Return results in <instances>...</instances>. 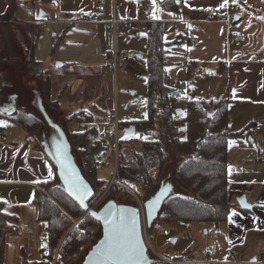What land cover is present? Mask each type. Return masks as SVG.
<instances>
[{
  "label": "crops",
  "instance_id": "1",
  "mask_svg": "<svg viewBox=\"0 0 264 264\" xmlns=\"http://www.w3.org/2000/svg\"><path fill=\"white\" fill-rule=\"evenodd\" d=\"M143 1L146 2L143 10H151L149 17L175 25L177 37L180 36L182 41L179 46L186 51L184 56L190 66V75L199 79L200 73L206 74L211 98L223 96L230 99L229 130L236 133L253 125L244 138L233 139L238 141L236 146L239 166L236 171L229 164V192L234 193V200L231 202L235 204L231 211L243 209L238 203V198L243 195L252 197L251 203L255 207L264 203V171H259L257 167L264 157V0H183L180 12H170L161 7L160 2L163 0H155V3L154 0H54L51 4L38 2V10L45 14L35 51L36 60L49 71V74L46 72L49 78L51 69L55 67L67 70L80 66L93 69L107 66L113 50L116 48L122 51L120 49L127 45H123V42L119 44V37H124L126 42H133L139 36V31H144L139 27L128 26L124 33L115 37L109 21L113 16L127 20L141 18L139 14ZM100 3L104 4L103 14L100 13ZM232 6L241 9V20L234 25V29L247 38V43H234L229 49L225 26L218 22H208L207 18L212 7L225 15ZM17 12L11 1L0 0V33L16 55L18 49L10 38L8 28L17 17ZM64 14L75 19L76 23L60 22ZM184 20L193 22L187 23ZM169 50V53L179 52L174 47ZM60 76L64 77L63 74ZM78 78L75 86L79 88L84 83V74H79ZM64 94L65 89L58 98L59 103ZM52 107L61 108L58 105ZM184 107V102L179 101L176 105L177 112L181 114ZM6 109L8 113H12L15 106L11 105ZM80 111L89 112V109L81 104L79 110L74 112ZM46 112L49 114L47 108ZM48 121V124L42 122V127L45 125L55 128L54 137L58 143L61 141L62 146L69 147V137H65L63 131L58 133L63 126L51 116ZM81 122L94 121L76 120L73 124ZM73 130L75 129H72V133L77 132ZM0 133L7 137L6 142L0 141V201L4 204V212L17 217L19 224V231L7 237L5 264H21L23 249L31 260L40 261L41 253L45 252L43 247L47 236L43 234L44 227L38 220V207L33 203L34 197L38 191L43 192L41 185L46 181H55L68 190L69 183L63 176L69 174V171L66 166L61 168V163L67 157L63 158L55 150L52 153L43 150L31 134L6 117H0ZM263 248L264 244L260 252L257 250L243 261L259 257ZM236 253L240 256L239 252Z\"/></svg>",
  "mask_w": 264,
  "mask_h": 264
},
{
  "label": "trees",
  "instance_id": "2",
  "mask_svg": "<svg viewBox=\"0 0 264 264\" xmlns=\"http://www.w3.org/2000/svg\"><path fill=\"white\" fill-rule=\"evenodd\" d=\"M9 1L13 3L16 0ZM30 1L32 4L37 2L51 4L54 0ZM145 3L143 1L141 4L140 17L145 15L143 10ZM182 3L183 0H163L160 5L170 12H180ZM43 19L44 17L38 16L36 22L28 24L31 33L29 38H32L33 42L27 64L36 68L41 66L36 60L35 51ZM165 24L163 21L148 23L145 31L147 117L121 122L123 129L132 125L136 127L137 135L141 138L142 150L131 149V157L122 153L116 181L136 195L141 191H148L156 183H161L169 158L165 147L168 143L181 158L174 181L184 194H174L165 200L162 220L167 223H213L220 226L228 220L235 206L229 198V144L233 139L244 138L253 125L240 132H231L229 130L230 99L223 96L209 99L191 98L183 112L177 114L176 105L187 86L180 81L175 85L170 84L167 55L170 52L169 48L181 45L182 41L180 36L172 41H166ZM42 74L43 71L40 72V75ZM45 84V99L50 102L49 75H46ZM2 116L12 120L29 134L35 133L42 126L41 119L25 111L15 116ZM179 116L183 120L179 119ZM75 117L77 114L72 120ZM95 135L94 129L73 132L72 146L79 148L87 144ZM102 150V145L95 144L89 152L82 154L83 175L92 186L94 193L102 188L105 190L108 184L99 182L96 176L95 163ZM41 186L45 187L47 193L38 191L33 203L38 207V220L42 228L45 226L49 228L43 247L47 259L46 261L31 260L23 249L21 264H52L54 259L57 264H83L85 257L103 236L102 223L91 214H87L82 205L55 181L42 182ZM111 190L131 198L132 201L135 199L133 193L125 188L113 186ZM3 208L4 204L0 201V264H5L8 235L19 231L18 218L5 213ZM151 264L172 263L155 256L152 257ZM192 264L196 263L192 261Z\"/></svg>",
  "mask_w": 264,
  "mask_h": 264
},
{
  "label": "rangeland",
  "instance_id": "3",
  "mask_svg": "<svg viewBox=\"0 0 264 264\" xmlns=\"http://www.w3.org/2000/svg\"><path fill=\"white\" fill-rule=\"evenodd\" d=\"M12 4L18 12L17 17L13 20L8 30L10 31V38L13 44L18 49V53L16 55L11 50L3 39V34L0 33V117H4L2 115L8 113L6 108L11 105L15 106V111L9 112L8 116H15L19 112L25 111L37 116L44 124L49 123L48 119L51 116L55 122L63 126V129H59L58 133L61 134L63 131L64 136L69 137L70 146H62L61 141L58 143L56 137H54L55 128L45 125L43 127L40 126L38 131L31 134L33 139L43 150L49 153L55 150L58 154L61 153L63 158L66 156L64 164H75L83 173L84 161L82 154L79 148L72 146V129H75L73 131L77 130L75 128L76 123L73 124V122L91 119L96 122L98 119L103 118L107 112L115 109L119 120L123 123L147 117L145 108V100L148 93L146 33L145 31H139V36L135 37L133 42H126L124 37H119V44L122 42L123 45L127 44L120 50L136 55V59L121 67L116 73L111 72L108 66H100L97 69L81 66L67 70L63 67L51 69L50 79L52 85L49 102L45 99L46 72L49 74V71H46L41 66L36 68L27 64L28 54L33 42V39L29 38L31 33L29 32L28 24L36 22L40 11L36 3L32 4L30 0H16ZM174 26L165 24L166 41H172L177 38L178 31ZM174 48L179 52L167 55L169 63L167 71L170 84L175 85L180 81L187 86L179 101L184 102L186 105L191 98H211L212 95H210L208 90L210 85L207 82L209 78H206V74L203 73H200L201 77L199 79L192 74L190 75V66L184 56L186 53L185 48L182 46H174ZM138 55H141V57H138ZM57 70L60 72L57 73ZM41 71L44 74L40 75ZM191 72L193 73V68H191ZM196 72L198 75V70ZM81 73L84 74L85 80L84 83L82 82L81 87L78 88L75 84L79 79L78 75ZM60 74H63L64 77L60 76ZM227 81L228 79L225 83ZM64 89V97L59 103L58 98ZM81 104H85V108L89 109V112H74L79 110ZM55 105L61 108L52 107ZM45 107L49 111L50 116L46 112ZM76 114L78 117L72 120V117ZM180 116L179 119L183 120ZM237 142V140H233L229 150V164L236 171L238 169L237 166H239ZM56 143H58L57 146H55ZM165 147L169 158L164 178L161 183L154 184L148 191L140 190L141 192L139 193L141 194L138 193L137 195L143 203L144 209L147 201L159 202L160 204L156 217L151 221L147 220L145 211L143 226L145 238L150 245V258L159 256L161 260H166L172 264H192V261L220 264L228 259L227 253L230 250L240 253L238 260H246V256L256 253L257 250L260 252L264 244V203L254 207L251 211L243 209L235 211L237 213L235 216L232 215L234 211H231L228 220L220 226H216L213 223H167L162 220L165 200L174 194H184L174 181L176 168L180 164L181 158L177 156L168 143H166ZM131 149L141 151V143L125 147L123 145V154L131 157ZM67 152H69L70 156ZM257 167L259 171L263 172L264 162L257 164ZM96 169L97 180L109 183L114 171V165L110 164L105 169ZM42 188L47 193L45 187ZM105 190L102 188L96 191V195L90 202H94L100 195L102 197ZM233 194L232 191L229 192L231 201L234 200ZM114 199L120 205L126 203L130 204V206H137L135 199L132 201L131 198L124 197L122 194L110 190L99 204L97 210ZM247 200L251 203L252 197H247ZM205 251H209L211 256L206 257L204 255Z\"/></svg>",
  "mask_w": 264,
  "mask_h": 264
},
{
  "label": "built area",
  "instance_id": "4",
  "mask_svg": "<svg viewBox=\"0 0 264 264\" xmlns=\"http://www.w3.org/2000/svg\"><path fill=\"white\" fill-rule=\"evenodd\" d=\"M99 5L101 7L100 13L103 14L104 4L100 3ZM150 12L151 10L149 8H145V15L135 20L120 19L119 17L113 16V18L109 22L112 24L114 36L116 37L117 34L124 33L128 26L133 28L139 27L142 28L144 31H146L148 23L161 22V20L149 17ZM240 12L241 9L238 6H232L225 15H222V13L215 7L210 8L208 11V18H207L208 22H212V23L218 22L225 26L229 49H231V46L234 43H241V44L247 43V38L242 33L234 29V25L237 22L236 21L237 16H239ZM50 21H54V19H50ZM60 22H66L72 24V23H76V20L70 19L66 14H64L62 16V19H60ZM184 22L190 23L193 21L184 20ZM134 59H136V55H132L128 51H118L115 48L111 53L110 60L107 66L111 72L116 73L121 67L126 66ZM76 128H77V132H86L90 129H94L96 134L95 137L91 139L87 144L79 147V151L81 152V154L85 152H89L90 149L93 147V145L100 144L102 145L103 150L100 153L98 159L96 160L95 167L105 169L109 167L110 164L114 165V171L111 180L107 184L104 194L102 195V197L101 195L98 196L94 202H90L91 208L97 210L99 204L103 201V198L105 197L106 194L110 192L113 186H118L119 188H125L128 191L132 192L126 186L116 181V174L119 164L121 162L123 145L125 147V146H132L139 144L141 143V138L137 135V133L133 136L126 135L125 129L121 127V121L118 118L117 110L115 109L109 111L100 122H92V123L81 122L76 125ZM0 141L2 142L7 141V137L3 133H0ZM262 161L264 162V157H262ZM42 191L45 192L44 190ZM133 195L137 203V206L135 207H137L140 210L144 222L145 221L144 205L135 193H133ZM43 234L44 235L49 234V228L47 226L44 227ZM146 244L149 252L150 245L147 242V240H146ZM204 255L206 257H209L211 256V253L209 251H205ZM227 256L228 259L226 261L221 262L220 264H241V263L264 264V248L262 254L259 257H255L254 259H250L248 261L238 260V255L234 251L228 252ZM46 259H47L46 252L41 253L39 260L46 261ZM193 263L210 264L209 262L204 263L201 261H193ZM52 264H57L56 259L52 261Z\"/></svg>",
  "mask_w": 264,
  "mask_h": 264
},
{
  "label": "water",
  "instance_id": "5",
  "mask_svg": "<svg viewBox=\"0 0 264 264\" xmlns=\"http://www.w3.org/2000/svg\"><path fill=\"white\" fill-rule=\"evenodd\" d=\"M44 11H40L39 18H42L44 16ZM241 20L240 16H237L236 21L239 22ZM263 48H264V35H263ZM179 113V112H177ZM126 135L133 136L137 133L136 127L134 125L128 127L125 129ZM69 172L74 173L76 177L79 178V181L85 185L88 189L87 195L84 196V203L82 204L80 200L75 196L71 194V190L69 187H67V192H69L84 208L87 214H91L96 220H98L103 225V236L98 241V243L92 248V250L88 253V255L85 257V260L83 264H98L99 257L97 255L98 250L101 248V246L104 244V242L107 239L108 234V225L106 223V216L109 210H111L113 213H116L117 215L120 214L121 209L127 210L123 214L127 218L129 222L135 221V234L138 238L141 246L144 249V255L141 260V264H151V258L148 252V247L145 240V234H144V226H143V219L141 216V212L137 207L130 206V205H120L119 203L115 201H109L107 202L101 209L95 210L91 208L90 206V200L94 197V190L90 183L87 181V179L83 176L77 165L75 164H66L65 165ZM238 203L240 206L247 211L253 210L255 205L250 204L247 200V197L245 195L238 198ZM151 205V207H150ZM244 205H248L249 207H245ZM160 208L159 202H150L147 201L145 203V211H146V218L147 220L151 221L154 219L157 215V212Z\"/></svg>",
  "mask_w": 264,
  "mask_h": 264
},
{
  "label": "snow or ice",
  "instance_id": "6",
  "mask_svg": "<svg viewBox=\"0 0 264 264\" xmlns=\"http://www.w3.org/2000/svg\"><path fill=\"white\" fill-rule=\"evenodd\" d=\"M61 168H65L64 163H61ZM63 178L69 183L71 194L75 195L83 204L84 196L88 192L87 187L79 181L74 173L69 172ZM244 206L249 207L248 205ZM126 211L121 209L119 215L111 210L108 211L106 216L108 234L106 241L97 252L98 264H141L144 249L135 234V221L129 222L123 214ZM232 215L235 216L237 213L234 211Z\"/></svg>",
  "mask_w": 264,
  "mask_h": 264
}]
</instances>
